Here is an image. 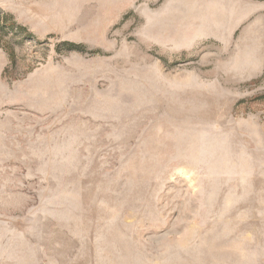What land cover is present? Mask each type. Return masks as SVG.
Masks as SVG:
<instances>
[{
  "label": "rangeland",
  "instance_id": "374dc122",
  "mask_svg": "<svg viewBox=\"0 0 264 264\" xmlns=\"http://www.w3.org/2000/svg\"><path fill=\"white\" fill-rule=\"evenodd\" d=\"M0 10V264H264V0Z\"/></svg>",
  "mask_w": 264,
  "mask_h": 264
},
{
  "label": "trees",
  "instance_id": "16d2710c",
  "mask_svg": "<svg viewBox=\"0 0 264 264\" xmlns=\"http://www.w3.org/2000/svg\"><path fill=\"white\" fill-rule=\"evenodd\" d=\"M25 36H30V34L26 33V28L14 22L11 15L4 13L0 10V38H8L5 44H1L0 42V48L6 50L9 55V58L13 62H15L13 50L14 48L10 43L15 41V39L18 37ZM64 45H66L69 49H75L76 47H79L78 45H75L73 43H65Z\"/></svg>",
  "mask_w": 264,
  "mask_h": 264
}]
</instances>
